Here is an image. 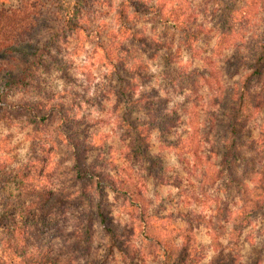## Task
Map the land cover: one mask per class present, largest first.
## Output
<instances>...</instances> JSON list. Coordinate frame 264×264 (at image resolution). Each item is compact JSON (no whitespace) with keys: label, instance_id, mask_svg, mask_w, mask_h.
Instances as JSON below:
<instances>
[{"label":"rangeland","instance_id":"rangeland-1","mask_svg":"<svg viewBox=\"0 0 264 264\" xmlns=\"http://www.w3.org/2000/svg\"><path fill=\"white\" fill-rule=\"evenodd\" d=\"M7 9L14 11L11 18L1 15V11ZM198 11L204 14L203 22L196 18ZM209 14L213 28L206 32L204 24L209 22ZM68 19L74 25L70 30L65 26ZM252 28L264 29V0H188L187 3L185 0H82L80 4L76 0H3L0 2V95L3 93L0 97V137L10 142L16 137L13 127L20 132L31 127L42 138L49 134L57 119H64L69 145H77L79 153H84L83 170L112 177L106 160L101 159V152H110L111 149L96 150L86 145L84 141L89 138L87 127L68 120L63 105L59 106V110L55 105L49 107L56 95L54 89L59 88L55 84V73L62 72L60 78L83 87V82L69 75L70 71L75 73L77 69L64 57L71 54L69 48H73V45V51H76L82 50L86 43L90 46L88 55H98L103 66L114 69L110 78L105 77L109 80V90L114 91L118 98L117 107L123 104V113L131 117L134 125H140L138 130L129 129L125 134L131 139L130 146L135 153L133 166H138L141 174L147 172V175H142L143 181L153 183V191L159 195L161 186L171 180L165 173L170 161L165 160L162 154L153 156L149 153V147L154 150L157 147L149 143V136L159 130L161 152L163 144H179L178 141L169 140L178 132L172 117L168 121L175 125V130L163 133L159 129L165 120L163 114L174 96L184 95L189 88L196 92L206 85L210 91H221L224 96L222 115H227L232 111L231 104H234L232 95L238 97L242 86L247 85L250 86V95L258 97L255 102L259 105L257 109H264V65L260 76H254L260 47L264 45V32H261L259 40L247 44L246 51L240 50L245 43L243 37ZM181 50L186 51L194 62L198 58L201 65L191 72L179 67ZM150 65L157 67L158 71L152 72ZM238 75L243 84L234 79ZM17 82L24 83V88H12L13 83ZM119 83L128 85L125 97L119 96ZM225 86L226 95L223 92ZM139 88H143V91L137 98ZM161 91L167 98L161 96ZM74 95L78 96L79 93ZM215 102L220 103V100ZM43 108L52 109L51 119L46 123L41 118ZM220 127L226 135L228 128L224 120H220ZM139 133L142 138H139ZM250 135L249 131L246 137L250 138ZM245 143L246 140L241 141V144ZM260 143L264 145V140ZM38 148L47 151L42 144H33L28 165H23L18 156L11 157L15 163L22 165L20 169L7 163L0 165V257L3 255L2 241L8 239L9 223L20 215L19 210L28 217L27 210L38 220V225L23 224L20 235L14 239L16 246L21 245L22 248L15 256L9 255L8 264H21L23 259L19 257L23 249L24 255L32 256L33 261L42 260L50 264H73V260L78 264L81 259L84 264H146L141 248L145 255L154 257L152 264H165V258L161 260L157 251L147 248L142 240L132 241L135 245V250L130 254L134 256L132 260L121 256L118 262L116 252L109 253L111 240L102 231L98 213H105L112 223L132 229L131 223L134 228L135 220L125 200L115 196L113 203L108 198L110 189L103 188L99 192L95 187L96 181L88 177L80 180L76 175L70 181H60L57 191H53L49 184H52L54 175L41 171L45 165L36 155ZM260 151L264 152V148ZM257 156L258 160L262 159L263 165H257L256 169L261 167L259 174L252 177V183L256 185L252 190L254 196L264 191V153ZM68 158H71V154ZM32 159L36 162L32 163ZM97 167L101 171H97ZM73 171L76 173L75 168ZM124 171L127 172V169ZM120 180L143 197L131 176L128 181ZM173 186H179V181ZM184 191L186 193L187 189ZM235 197L229 194V201L234 202ZM145 201L150 209L154 201ZM221 203L222 216L228 222V203ZM185 204V200L169 196L149 211L151 222L155 226L166 225L163 226L166 234L173 228H184L180 225L185 224V228L190 226L193 229L195 239L197 236H213L211 232L199 230L201 226L208 229L205 224L180 217L184 214L190 220L195 219L193 213L185 210ZM166 205L176 208V211L168 214L173 215L172 218L167 219L168 215L163 214L167 212ZM85 213H88L93 225L90 244L80 240L85 227ZM257 216H264V209L255 212L251 219ZM217 219L224 229L214 237H227V222L221 217ZM17 222L21 224L22 221L19 218ZM217 225L215 223L214 228L217 229ZM134 231L136 233L135 228ZM174 237L178 236L175 234ZM69 241L72 243L69 244ZM179 244H182L180 239ZM197 246L200 250L195 248L193 255L202 261L205 246L196 239ZM105 248L107 251L102 252Z\"/></svg>","mask_w":264,"mask_h":264},{"label":"clouds","instance_id":"clouds-1","mask_svg":"<svg viewBox=\"0 0 264 264\" xmlns=\"http://www.w3.org/2000/svg\"><path fill=\"white\" fill-rule=\"evenodd\" d=\"M185 2L187 3L188 0ZM196 18L203 22L204 14L198 11ZM208 21L204 24L206 32L213 28L210 14ZM261 32H264V29L252 28L249 30L243 37L245 43L240 49L241 52L246 51L248 43L259 40ZM74 47L75 45H73ZM73 48H69L71 54L65 56L64 59L71 61L76 66L77 71L75 73L70 71L69 75L74 76L78 82H83V87H80L79 83H67L66 79L60 78L63 76L62 72L55 73V84L59 85V88L54 89L56 95L51 99L49 107L55 105L59 110V106L63 105L68 120L80 122L81 127H87L89 138L84 141L86 145L96 150L111 149L110 152H101V159L106 160L108 171L117 180L123 178L128 181L131 176L132 182L137 184L143 197L146 200L154 201L149 211L158 207L171 196L174 199L185 200L186 204L183 205L185 210L193 213L194 216H199L205 223L208 221L216 223L215 217L219 208L222 207L221 202L228 203L226 225L228 236L219 237L218 243L224 246L225 256L232 253L229 264H254L257 260L258 264H264V216L244 221L242 232L236 231V227L241 225V220L238 218L251 211L253 203H246L240 196H236L234 202L229 201V189L225 186V182L226 180L230 182L231 178L224 163L226 155L229 159H235L232 151L233 144L235 143V151L240 152L241 141L244 140L246 143L243 145V156L246 159L264 153L260 151L261 148H264V145L260 143L264 140V109H254L246 122L237 117L232 118V122L237 125V131L240 132V136L237 137L231 129L227 131L226 135L221 130L220 120H224L225 123L228 121L227 116L222 115L224 96L221 91H210L208 86L204 85L201 90L196 92L189 88L184 91V95L174 96L173 102L167 109V114L175 120L178 132L175 136L169 137V140L178 141L179 144H163L161 152L162 141L158 139L161 135L159 130L152 132L149 136V143L157 146L155 150L149 147V153L153 156L162 154L165 160L170 161L165 168V173L171 180L168 184L161 186L159 195H157L153 191V183L145 182L142 179V175H147V172L141 174L138 166H133L135 153L130 146L131 139L125 135L130 126L125 124L122 118L124 105L120 104L117 107L118 98L114 91L109 90V80L105 79L106 76L111 77L114 69L110 66H103L99 62L98 55H88L90 51L88 44L85 43L82 50L73 51ZM53 54L55 55V52ZM179 56L178 66L188 72L199 67L202 63L198 58L194 62L193 58L183 50L180 51ZM151 71L155 73L158 68L151 67ZM234 79L241 81V84L244 83L239 75ZM200 83L203 84V81ZM141 91L143 88L137 89V98ZM223 92L226 95V86ZM74 93H79V95H74ZM161 96L167 98L163 91H161ZM232 99L236 101L238 97L233 95ZM216 100H220V103H216ZM177 117L179 118L177 119ZM64 124V119H57L49 130V134L42 138L38 137L31 127L24 129L23 132L13 127V132L16 133L14 140L9 142L5 137H0V165L7 163L13 168L20 169L22 165L15 163L11 159L12 156H18L23 165H28L31 157L30 148L33 144H42L43 149L47 151H41L39 148L36 151L41 164L45 165L41 171L54 175L53 182L49 184V187L53 191H57L60 181H70L76 175L73 171L77 163L76 146L69 145ZM249 131L251 132L250 138L246 137ZM18 145L19 147H17ZM11 149H15V151L10 152ZM69 154H71V158H68ZM62 159L63 162H61ZM31 162L35 163L36 161L32 159ZM88 163L90 164L91 160ZM124 169H127V172ZM97 171H101V169L97 167ZM117 171H119V176ZM243 171V167L236 170L237 177ZM177 181H179V186H173ZM243 185L249 193L256 188L252 180L247 178L243 180ZM185 189H187L186 193ZM108 198L115 203V193L109 191ZM127 207L130 211L132 210L131 204H128ZM166 207L167 212L163 213L164 215L176 211L174 205H166ZM180 226L186 227L185 224ZM71 230L69 229V231ZM199 230L202 232L212 231L203 226ZM140 232L141 229L137 227L133 241L144 240ZM193 234L195 235V232ZM212 235L215 233L213 232ZM237 237L239 238L238 243ZM196 239L205 246V255L201 264H208L214 258H219L220 253L215 248L209 247L213 244L212 236H197ZM182 241L183 237L180 238V242ZM230 241L232 242L231 247L228 246ZM71 243L72 241H69V244ZM147 243L144 241L145 245ZM136 246L140 247L139 244ZM140 250L146 258V264H152L154 257L145 255L143 248ZM199 250L200 248L197 246V251ZM101 251L106 252L107 249ZM189 251L191 255V249ZM115 252L116 260L119 262L121 254L118 249ZM157 253L161 260L165 258L161 250L157 249ZM73 264H77V262L73 260ZM78 264H84L83 259Z\"/></svg>","mask_w":264,"mask_h":264},{"label":"trees","instance_id":"trees-1","mask_svg":"<svg viewBox=\"0 0 264 264\" xmlns=\"http://www.w3.org/2000/svg\"><path fill=\"white\" fill-rule=\"evenodd\" d=\"M77 4H80L82 0H76ZM14 11L11 10H2L1 15L7 16L8 18H11V14ZM13 18V17H12ZM65 26L70 30L74 27L73 21L71 19H68L66 21ZM161 49V48H160ZM260 56L257 59L258 62V68L256 69L254 76L259 77L262 67L264 65V45H261L260 47ZM116 64V63H115ZM119 66H122V64H119ZM247 85L242 86V91L240 95L238 96V100L233 101L231 97V101L234 104H231L232 111L231 113L227 114V128L228 130L231 129L233 134L237 137L240 136V132L237 131V125H235L232 122L233 117H237L240 120L243 121V118L245 119L244 121L246 122L251 114L253 113V109L259 108L258 103H255L258 99L257 96L250 95L249 93V87L247 88ZM12 88L14 89H20L24 88V83L17 82L13 83ZM119 96L125 97L127 92H128V85L127 83H119ZM3 93L0 95L2 97ZM235 95V94H234ZM236 104V105H235ZM257 104V105H256ZM134 103L132 106L134 107ZM44 113L42 120L44 123L48 122L51 118V111L52 109H46L43 108ZM134 110V108H132ZM60 112V111H59ZM164 117V123L162 124V127L159 125V129H162V132H169L172 129H174L175 125H172L173 123H170L168 121V118L170 117L167 112L163 114ZM123 121L125 124L130 126V129L132 131L138 130L140 125H134V123L131 121V117L127 115L126 113H123ZM166 121V122H165ZM139 138H142V134L139 133ZM76 148H78L77 145H75ZM233 155L235 159H229V157L226 155L225 156V166L228 168L229 171V176L231 178L230 182L226 180L225 186L229 189V194L234 193L236 196H240L246 203L252 202L253 203V208L251 211L246 212V214L243 217H239L238 219L241 220V225H238L236 227L237 232H242L243 228V222L248 221L251 219V216L258 211H261L264 209V191L262 190L261 193L255 194L257 196L253 195V192L249 193L248 190L244 187L243 185V180L245 178L251 179L252 177L256 176L259 174V171L262 167V159L258 160V156L253 157L251 159H246L243 156V144H241V151L236 152L235 151V143L233 144ZM262 154V153H261ZM75 155L77 156V163L75 166V171H76V177L78 179H84L88 177L90 180L96 181L95 187L97 188V191H101L103 188H108L111 190V192L115 193V196H121L125 200L126 206L128 204H131V211L130 215L133 217V220H135V230L137 227L141 229L140 234L144 237V241H147V248L153 249L154 251H157V249L161 250L164 254L165 257V264H201L200 258H197L193 255V253L196 251V239L193 234V229L189 226L187 228H181V229H176L173 228V231L169 230L167 231V234L164 232L166 230V225L162 224L159 226H155L153 222H151V215L149 213L148 207H146V201L145 199L141 196V194L138 191L133 190L130 188L123 180H116L113 177H110L104 173H94L93 171L90 170H83L84 167V153H79L78 149H76ZM83 161V162H82ZM199 161V157H198ZM258 166H261L259 169H256ZM243 167L244 171L243 173L237 177L236 175V170L240 169ZM222 175V174H221ZM100 188V189H99ZM27 214L29 215L28 217L25 216L24 211L19 210V214L16 217H14L11 222L9 223L8 231L6 233V236H8V239H3L2 243V256L0 257V264H8L7 258L9 255L15 256L17 254V251L22 248L21 245L15 244V238H18L20 235L21 230L23 229V224L26 225L27 223H30L31 225H38V220L33 217L27 210ZM222 209L219 208L218 214L215 217L217 225V229L215 227V223H212V221H208L205 223V221L200 218L199 216H195V219L190 220L186 215L181 214L180 217L186 219L187 221L190 222H197V223H202L205 224V226L210 229L211 227V233L213 232L219 233L222 232L224 229L223 227L220 226L219 217L221 219H224L225 222V217L222 216ZM173 215H168L166 218H172ZM21 219V224L17 222V219ZM83 219L85 220V227L81 231L82 236L80 237V240L87 242L90 244L92 240V233H93V225L91 222V218L89 217L88 213H85L83 216ZM98 221L102 227V231L110 238L111 243L108 247L109 253H115V250L118 249L121 256L125 259L132 260L134 256H131V252L133 249L135 250V245L132 243L133 241V235H136L133 225L131 223V227H127L126 225L120 226L119 224L112 223L107 215L103 212L98 213ZM189 223V222H187ZM190 224V223H189ZM36 226V225H35ZM164 226V227H163ZM174 232L178 237H174ZM183 237L182 244H179V239ZM213 239V244L211 247L215 248L219 253V258L218 259H213L212 261L208 262V264H229L230 260L232 259V253H228L227 256L224 255L223 247L218 243V237L214 235L212 236ZM238 239V237H237ZM231 242V241H230ZM229 247L231 246L230 244L228 245ZM191 249V255H190V250ZM13 251V252H12ZM25 250L23 249L21 256L19 258H22L23 261H21V264H50L48 262H43L42 260H36L33 261L32 256H26L24 255ZM6 257V262L4 261ZM258 264V261L256 262Z\"/></svg>","mask_w":264,"mask_h":264}]
</instances>
